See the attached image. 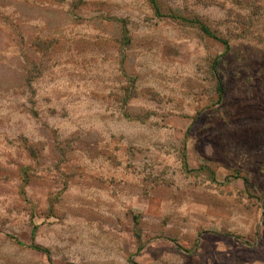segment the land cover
Here are the masks:
<instances>
[{
    "label": "rangeland",
    "instance_id": "obj_1",
    "mask_svg": "<svg viewBox=\"0 0 264 264\" xmlns=\"http://www.w3.org/2000/svg\"><path fill=\"white\" fill-rule=\"evenodd\" d=\"M157 3L0 0V264H264V0Z\"/></svg>",
    "mask_w": 264,
    "mask_h": 264
},
{
    "label": "trees",
    "instance_id": "obj_2",
    "mask_svg": "<svg viewBox=\"0 0 264 264\" xmlns=\"http://www.w3.org/2000/svg\"><path fill=\"white\" fill-rule=\"evenodd\" d=\"M148 1H149L150 5H151L155 10L158 9V3H157V0H148ZM197 22H198V21H197ZM198 23H199V22H198ZM199 24H200V28H201L205 33L211 34V32L208 30V28H207L205 25H203V24H201V23H199ZM219 84H220V83H219ZM219 88H221L220 85H219ZM21 244H22V243H21ZM29 246L32 247V248H36V249L40 248V247H38V245H36V244H29Z\"/></svg>",
    "mask_w": 264,
    "mask_h": 264
}]
</instances>
